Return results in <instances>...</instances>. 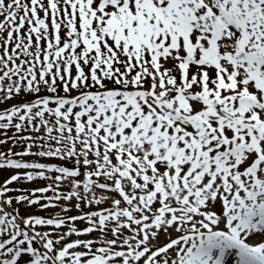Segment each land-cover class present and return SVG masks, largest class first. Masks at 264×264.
Masks as SVG:
<instances>
[{"label": "snow or ice", "instance_id": "1", "mask_svg": "<svg viewBox=\"0 0 264 264\" xmlns=\"http://www.w3.org/2000/svg\"><path fill=\"white\" fill-rule=\"evenodd\" d=\"M0 146V264H264V0H0Z\"/></svg>", "mask_w": 264, "mask_h": 264}, {"label": "rangeland", "instance_id": "2", "mask_svg": "<svg viewBox=\"0 0 264 264\" xmlns=\"http://www.w3.org/2000/svg\"><path fill=\"white\" fill-rule=\"evenodd\" d=\"M4 146H0V149H2ZM26 159H32L31 157L26 158ZM33 187H38V186H43V182H40L39 184L32 185ZM43 214V213H42ZM75 214V213H73Z\"/></svg>", "mask_w": 264, "mask_h": 264}]
</instances>
